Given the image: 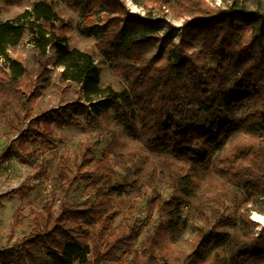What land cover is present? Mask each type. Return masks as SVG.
I'll use <instances>...</instances> for the list:
<instances>
[{
    "label": "trees",
    "instance_id": "obj_1",
    "mask_svg": "<svg viewBox=\"0 0 264 264\" xmlns=\"http://www.w3.org/2000/svg\"><path fill=\"white\" fill-rule=\"evenodd\" d=\"M3 1L12 5L21 0ZM65 1L81 16L96 17L82 32L95 39L96 49L125 87L121 91L102 88L92 54L70 45V23L59 15L53 1L38 0L15 19L0 18V61H4L0 120H6L10 133L19 135L17 148L9 146L0 154V165L14 153L33 157L36 151L29 145L40 142L55 152L53 126L71 128L81 121L95 125L116 111L124 124L138 118L141 139L152 150L186 162L189 171L173 184L172 197L165 199L156 192L141 210L125 195L154 187L155 173L140 178L127 174L121 183L107 184L118 175L113 148H102L97 154L95 144L86 142L74 162L69 155L59 158L58 191L66 199L78 181L92 187L101 184L95 188L94 201L76 208L64 200L56 212L53 194L41 211L32 213L31 231L17 247L0 250V264H216L213 255L224 246L232 264H264V227L258 234L232 235L223 230L231 223L224 213H217L213 221L201 212L210 229L199 234L189 253L176 245L173 235L187 224L184 207L195 194V176L214 158L218 159L214 172L245 193L247 201L264 198V13L239 8L235 0L226 9L206 0H133L190 18L175 28L161 16L131 14L123 0ZM250 1L259 9L264 6V0ZM238 27L252 28L253 37L247 40L236 31ZM25 41L32 45L33 57H11ZM235 45L241 46L230 58L228 52ZM255 48L260 59L241 68L236 85L229 89L227 69ZM51 51L54 66L63 69L61 80L81 86L85 101L34 118L37 101L53 85ZM242 132L245 136L238 137ZM47 174L41 164L37 177ZM34 188L22 186L0 196V201L17 195L26 198ZM121 216L126 223L117 224ZM154 217L153 230L143 238ZM25 218L22 209L14 213L12 233Z\"/></svg>",
    "mask_w": 264,
    "mask_h": 264
},
{
    "label": "rangeland",
    "instance_id": "obj_2",
    "mask_svg": "<svg viewBox=\"0 0 264 264\" xmlns=\"http://www.w3.org/2000/svg\"><path fill=\"white\" fill-rule=\"evenodd\" d=\"M38 0H21L15 4L8 5L3 0H0V18L3 21L15 19L20 13L25 10L32 9L34 3ZM53 1L59 15L70 23L68 35L70 45L78 48L83 52L92 54L101 74V86L103 89L112 88L115 91H121L125 84L118 77L108 63V61L98 52L93 37L86 36L82 32L83 26L90 25L97 21L93 15L81 16L73 10L65 0H49ZM129 11L136 13L139 11L141 17L153 16L164 17L175 28H181L187 21L188 17H179L167 7H159L153 4H136L131 0H123ZM215 8L226 9L232 0H206ZM239 8H244L249 12L264 13V6L258 8L256 4L250 0H235ZM138 6V7H135ZM138 14V13H137ZM243 37L247 40L253 37L252 28H236ZM178 43V39L176 40ZM242 47L244 42H240ZM241 46V45H240ZM239 45L233 46L228 52L230 58H234L239 50ZM195 49L200 50L199 46ZM34 55V49L31 44L24 42L14 52L10 53L13 58L31 59ZM259 49H254L253 52L245 54L240 63L233 65L227 69L229 89L234 88L236 79L241 75V68L245 65H252L260 59ZM51 68L53 85L44 90L43 96L37 101L33 117L37 118L49 110L60 108L68 103H73L79 100L85 101L82 94V87L74 83H65L61 80L62 68L54 66L55 53L51 51ZM4 65V61H0V68ZM264 65V59H263ZM264 67V66H263ZM264 93V89H263ZM16 110H20V103L15 100ZM13 117V113H10ZM56 133L57 149L55 152L50 151L48 146L43 142L36 145H29L31 150L36 151L33 157H19L14 153L13 157L0 165V196H5L17 190L22 186H31L35 188L29 196L23 198L21 195L3 197L0 201V250L11 247H17V243L27 236L30 231V220L32 213L41 211L44 204L52 199V195L56 193L55 210L60 212V207L64 200L70 206L76 208H85L94 200L92 196L95 188L101 187V184L96 187L89 186L83 181H78L77 184L68 192L66 199H63L58 191L59 177V158L69 155L72 162L79 154L80 147L91 142L97 148V154L102 148H113V163L116 172L118 173L115 180L111 183L116 185L123 181L125 176L131 175L134 178L147 176L150 173H155L156 178L154 187L143 189L141 191H130L126 198L131 200L138 208L145 210L147 201L156 192L168 199L174 194L173 184L177 182L180 174H185L189 171V165L176 159L174 156L167 153H158L152 150L146 142L140 137L141 123L138 118H134L131 123L124 124L116 111H111L109 115L102 117L95 125H89L85 121L76 127L58 128L53 126ZM245 133L238 134V137H243ZM18 134L10 133L9 127L5 119L0 120V154L9 146L17 148ZM218 163V159L213 161L204 169H200L195 176L196 191L195 194L188 200L189 203L184 207V217L187 219V224L173 231L176 239V245L186 252H191L196 247L198 236L204 230L210 229V225L201 216L203 211L213 221L217 218V213H224L226 217L231 219V223L223 230L232 234L253 235L258 234L264 227V198H257L253 201H247L245 193L236 186L227 183L224 179L214 172V165ZM41 164H44L48 169V174L43 177H37L36 173ZM22 209L26 215L23 223L17 227L15 233H12L11 223L14 213ZM257 223L251 225L246 219ZM126 223V219L121 216L117 224ZM156 224V217L151 221L147 231L143 234V238L148 231L153 230ZM216 256V257H215ZM216 258V264H232L230 259L229 248L224 246L216 250L213 258Z\"/></svg>",
    "mask_w": 264,
    "mask_h": 264
},
{
    "label": "built area",
    "instance_id": "obj_3",
    "mask_svg": "<svg viewBox=\"0 0 264 264\" xmlns=\"http://www.w3.org/2000/svg\"><path fill=\"white\" fill-rule=\"evenodd\" d=\"M131 1H132V0H131ZM132 3H134V2L132 1ZM135 7H138V6H136V5H135ZM130 13H131V14H137V13H138L137 15H139V11H138V10L136 11V13H135V12H133V10H132V11H130ZM139 16H141V15H139Z\"/></svg>",
    "mask_w": 264,
    "mask_h": 264
}]
</instances>
